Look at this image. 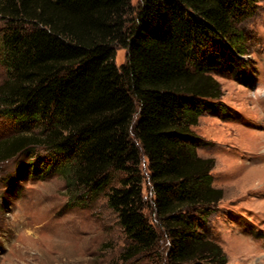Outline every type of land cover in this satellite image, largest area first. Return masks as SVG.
<instances>
[{
    "label": "trees",
    "instance_id": "obj_1",
    "mask_svg": "<svg viewBox=\"0 0 264 264\" xmlns=\"http://www.w3.org/2000/svg\"><path fill=\"white\" fill-rule=\"evenodd\" d=\"M260 2L141 0L133 15L130 0H0V117L13 125L0 163L40 148L28 173L58 174L73 203L105 196L128 241L123 263L228 264L206 233L225 193L195 128L229 112L215 73L247 80L241 24Z\"/></svg>",
    "mask_w": 264,
    "mask_h": 264
},
{
    "label": "rangeland",
    "instance_id": "obj_2",
    "mask_svg": "<svg viewBox=\"0 0 264 264\" xmlns=\"http://www.w3.org/2000/svg\"><path fill=\"white\" fill-rule=\"evenodd\" d=\"M130 1L134 15L141 0ZM4 26L0 17V30ZM241 30L247 80L239 81L231 72L215 73L222 86L221 103L229 112L206 114L195 131L207 143L199 154L215 161L214 186L225 193L208 220L207 235L222 246L228 264H264V176L258 181L247 178L264 166V149H259L264 142V0ZM115 61L118 67L124 65L127 51L118 47ZM6 78L0 64V84ZM12 134L13 125L0 117V140ZM46 154L36 148L0 163V264H153L120 260L128 241L105 196L73 203L58 174L28 173L27 166ZM141 170L143 196L150 204L144 157ZM123 176L114 175L115 187ZM145 214L153 219L150 208ZM161 246L167 247L168 241L162 238Z\"/></svg>",
    "mask_w": 264,
    "mask_h": 264
},
{
    "label": "bare ground",
    "instance_id": "obj_3",
    "mask_svg": "<svg viewBox=\"0 0 264 264\" xmlns=\"http://www.w3.org/2000/svg\"><path fill=\"white\" fill-rule=\"evenodd\" d=\"M259 146V145H258ZM259 149H264V142L262 144H260L259 146ZM264 152V151H263ZM255 169V168H254ZM257 169H260V170H255V171H252V172H249L248 174V177L249 179H253L254 181H258V180H261V178L264 176V166L263 167H260V168H257ZM260 185V182L257 183ZM258 186V185H257Z\"/></svg>",
    "mask_w": 264,
    "mask_h": 264
}]
</instances>
